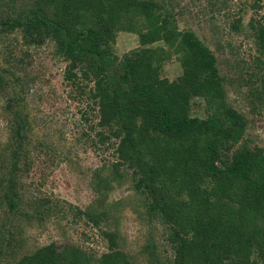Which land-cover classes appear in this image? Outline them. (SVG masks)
<instances>
[{
    "label": "trees",
    "instance_id": "16d2710c",
    "mask_svg": "<svg viewBox=\"0 0 264 264\" xmlns=\"http://www.w3.org/2000/svg\"><path fill=\"white\" fill-rule=\"evenodd\" d=\"M261 2L254 0L257 10L264 8ZM25 6L17 17L3 21L5 29L22 28L26 46H41L54 36L75 59L65 72L70 82L78 79L75 69H81L85 78L95 75L98 125L102 129L116 124L111 136L118 140V163L132 170L143 198L134 212L146 213L167 229L173 255L168 264H264V148L239 143L246 120L226 98L225 82L232 80L220 73L217 56L194 31L178 29L177 12H169L157 0H30ZM230 28L248 30L246 36L255 41L252 62L239 65L242 71L234 73L232 82L248 86L244 94L256 108L264 96V14L248 24L241 17L234 19ZM124 31L138 35L140 43L121 56L113 43ZM178 36L177 51L186 52L183 74L174 80L160 77L159 62L172 51L156 43L172 44ZM23 45L16 50L4 44L0 58L6 64L0 65V94L15 93L4 100L8 123L0 135V207L8 212L10 223L0 231V264H136L140 258L148 262L141 253L133 260L119 249L113 233L107 234L109 251L99 258L77 246L58 251L56 242L30 253L19 250V229L27 219H35L25 208L21 188L34 163L30 155L34 138L28 133L31 119L22 110L27 106L22 93L36 75L29 66L16 69L7 62L24 58ZM197 98L208 110L205 117L190 112ZM99 134L108 139L104 132ZM95 179L101 188L103 174ZM33 202L37 204L28 205L38 210L41 222L60 209L59 202L50 198ZM79 214L97 224L101 217L98 209ZM151 248L147 247L149 260L159 264Z\"/></svg>",
    "mask_w": 264,
    "mask_h": 264
},
{
    "label": "rangeland",
    "instance_id": "374dc122",
    "mask_svg": "<svg viewBox=\"0 0 264 264\" xmlns=\"http://www.w3.org/2000/svg\"><path fill=\"white\" fill-rule=\"evenodd\" d=\"M157 1L169 12H177L178 29H191L210 48L218 58L220 73L229 76V80L233 81L235 74L242 71L239 65L247 62L248 66L252 62L256 53L254 39L246 36L248 30L233 31L230 23L239 17L243 24H248L252 18L259 19L264 14V8L257 10L253 5L254 0ZM29 2L14 0V3L8 4L1 0L0 58L6 43L9 48L13 45L16 50L21 49L25 36L23 29L8 31L3 21L17 17L26 10L25 5L29 6ZM261 4L264 5V0ZM49 29L51 32L54 30L52 27ZM54 34L58 36L57 32ZM55 39L54 36L47 38L41 46L35 43L28 47L23 45L27 48L24 49L27 50L24 58L7 62L16 69L29 66L31 73L36 75L22 93V102L27 105L22 110L31 119L32 127H29L28 133L34 138L30 154L34 163L30 168L32 172L23 177L21 188L25 195V208L34 214L35 219H27L19 229V250L30 253L56 242L58 251L66 246H77L99 258L103 252L109 251L110 237L107 234L113 233L119 249L132 256L133 260L139 253L148 259L145 262L140 258L141 262L136 264H157L150 262L147 247H153L151 250L157 253L159 264H168L169 257L173 255L172 250L169 251L167 229L153 219L152 222L146 213L134 212L143 198L134 185L132 170L118 163V140L111 136L116 124L102 129L98 125L101 121L100 104L96 102L99 98L95 99L93 95L97 78L93 73L90 79L85 78L81 69H75L79 74L78 79L75 84L70 82L65 72L75 59L71 58L69 50L60 48ZM180 41L178 36L172 44L165 41L156 43L157 47L172 51L169 58L159 62L160 77L174 80L183 74L182 56L186 52L177 51ZM139 43L138 35L124 31L113 43V48L115 53L123 56L138 47ZM19 54L17 52L16 59L20 57ZM77 63L82 66L84 61ZM0 65L6 64L2 61ZM232 81L225 82L226 98L246 120V130L239 143L247 141L249 146L264 148V96L258 102V107L253 108L247 94H244L248 86ZM14 94L11 91L5 97L0 94V135L8 123L5 109L7 100H4L14 98ZM15 99L21 102L18 95ZM204 104L202 98L194 100L190 107L191 114L205 117L208 110ZM91 126H95L94 131L90 129ZM85 131L90 135L84 134ZM99 132H104L108 139L104 141ZM65 154L67 160H64ZM1 172L0 169V175ZM100 173L103 174L101 188L96 185L98 182L95 179ZM42 197L60 204L58 213L49 215L43 222L38 220V210L29 207L30 204L36 205L33 201ZM88 208L93 211L98 209L101 215L97 218L98 224L79 214L80 210L87 211ZM53 210L56 211V208ZM8 221V212L0 207V231L6 224L10 225Z\"/></svg>",
    "mask_w": 264,
    "mask_h": 264
}]
</instances>
